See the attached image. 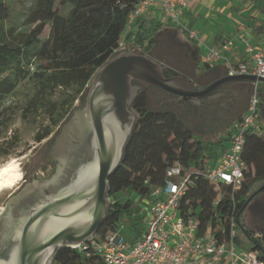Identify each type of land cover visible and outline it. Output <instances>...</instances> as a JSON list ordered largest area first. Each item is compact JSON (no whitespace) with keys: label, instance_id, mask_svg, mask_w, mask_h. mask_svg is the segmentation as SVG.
Returning a JSON list of instances; mask_svg holds the SVG:
<instances>
[{"label":"trees","instance_id":"trees-1","mask_svg":"<svg viewBox=\"0 0 264 264\" xmlns=\"http://www.w3.org/2000/svg\"><path fill=\"white\" fill-rule=\"evenodd\" d=\"M139 1L30 0L21 28L11 23V2L0 0V105L21 89L20 106L13 108L20 120L37 128L35 142L40 143L65 123L96 70L122 45L151 53L163 25L144 16L129 24V15ZM249 2L263 16L256 29L261 32L264 0ZM132 108L138 122L122 163L108 179L109 213L92 242L83 245L85 249H61L55 264H103L94 243L118 232V226L129 220L136 227L143 226L141 217L131 218L133 200L114 199L113 195L133 192L149 201L152 191L164 186L167 171L175 166L190 175L179 197L178 216L194 221L197 235L209 231L219 243L243 244L245 251L264 264V223L256 233L242 220L245 202L255 192L252 188L264 184V126L244 132L240 157L246 169L234 189L204 177L209 160L217 159L216 149L220 148V156L229 147L231 129L216 141H204L175 112L149 111L145 92L137 93ZM9 110L12 107H0V130H7L12 123L5 117ZM142 234L141 228L133 240L125 242L132 245Z\"/></svg>","mask_w":264,"mask_h":264},{"label":"water","instance_id":"water-1","mask_svg":"<svg viewBox=\"0 0 264 264\" xmlns=\"http://www.w3.org/2000/svg\"><path fill=\"white\" fill-rule=\"evenodd\" d=\"M166 67L151 54L119 53L96 70L86 96L89 158L76 168L67 185L21 218L8 255L0 259V264H55L61 249L94 237L111 207L108 179L122 163L137 126L138 115L132 108L137 95L133 83L181 98H202L229 84L264 83L262 77L224 74L206 88L194 91L190 80L166 77ZM262 190L264 184L249 196L244 207Z\"/></svg>","mask_w":264,"mask_h":264},{"label":"built area","instance_id":"built-area-1","mask_svg":"<svg viewBox=\"0 0 264 264\" xmlns=\"http://www.w3.org/2000/svg\"><path fill=\"white\" fill-rule=\"evenodd\" d=\"M188 4V0H140L129 15L128 22L130 24L136 17L148 18L150 8L158 9L170 19L178 21L180 11L187 8ZM187 35L189 40L199 43L195 32L191 31ZM239 38L249 47L243 35ZM230 45L231 41H227L222 49L227 50ZM247 49L249 59L238 64L231 63L214 48L209 50L205 61L209 66L222 61L226 74L231 77L253 75L264 78V51L255 53L252 48ZM259 119V99L253 89L246 111L232 124L229 147L212 166L205 167L204 177L208 181L230 185L234 189L241 184L246 169L240 157L243 135L250 128L259 130L262 126ZM189 182V174L183 173L177 166L170 168L164 186L152 191L148 206H143V225L146 230L139 240L129 245L118 232H114L103 241L93 244L102 256L103 264H217L221 259L231 264H262L250 252L237 258L231 242L219 243L209 231L197 235V224L192 220L184 221L176 214L179 197ZM168 242H171L170 246ZM84 244L71 248L82 251L85 249Z\"/></svg>","mask_w":264,"mask_h":264},{"label":"rangeland","instance_id":"rangeland-1","mask_svg":"<svg viewBox=\"0 0 264 264\" xmlns=\"http://www.w3.org/2000/svg\"><path fill=\"white\" fill-rule=\"evenodd\" d=\"M12 4L13 11H12V19L11 23H14L21 28L24 27L25 17L27 14V8L29 7L30 0H9ZM187 9V8H184ZM151 13V8L149 10V15ZM158 17L156 19V23L164 24L165 26H172L179 31H175L176 35L172 37L169 42L184 44L185 36L188 37L187 33L196 29L197 21L194 20L189 14L183 15L182 12L178 15V21L172 20L167 17L162 11L158 12ZM234 19H238L239 16H236V13L233 15ZM146 17V16H145ZM186 17V18H185ZM149 18V17H148ZM201 28H197L196 30L200 32ZM205 32L206 38L203 35L198 34V42H195V46L200 51V57L202 59V65H200V69H206L209 67V63L205 61V57L211 48H214L213 43L208 39L209 32L208 30H202ZM182 32V33H180ZM165 31V41L169 39L168 34ZM182 34V35H181ZM163 37V38H164ZM162 36L157 38L158 40L163 39ZM234 38V36H233ZM188 39V38H187ZM189 40V39H188ZM230 39L229 41H231ZM191 41V40H189ZM191 41V42H193ZM264 41V40H263ZM193 42V43H194ZM232 46V44L230 45ZM222 45L220 48H214L220 53L222 49ZM223 50V49H222ZM119 53H139V50L136 48H127L125 45L118 50L117 54ZM221 54V53H220ZM216 65V64H215ZM167 66V65H166ZM214 66V65H213ZM212 67V66H210ZM226 71V70H225ZM133 89L136 93L144 92L140 91L142 88L135 83L132 84ZM90 87V82L87 85L85 92L79 98L78 101L75 102L72 112L69 116L70 117H78L82 122L86 120V96ZM253 89L256 92V95L259 99V113L260 119L259 122L264 126V83H253ZM20 91L15 93L13 96L9 97L4 101L0 107L10 106L12 110L7 112L5 117H8L12 120V123L8 126L7 130H0V168L5 166L11 161H14L16 170L20 173V180L16 184V186L12 189H7L0 192V214H3L5 210V204L9 199L10 195L16 194L18 192V188L24 185V181L27 184H41L46 187H54V184L60 185L57 189H48L47 191H51V193H56L60 190L63 186L67 185L70 176L67 177V171L60 170L58 166V162H63V154L61 152L56 153L54 150V146L56 145V139L58 138L60 131L62 130V126L54 129L51 135L46 138L45 140L41 141L40 143L35 142L34 136L37 132V128L28 124L27 122H23L20 120L18 113L15 111L16 109L13 107L20 106L22 98L20 96ZM150 92V94H149ZM145 92L146 94V107L149 111H173L175 112L178 117L185 123L186 126L189 127L190 130L193 131L196 135L201 137L204 141H216L220 137L227 135V131L231 129V124L235 122V120L244 114V111L240 112V116L232 118L233 116L224 117L225 108L220 102H215L213 98L215 97L214 92L210 93L209 95L201 98L202 100L197 101L195 105H185L184 107L181 105L180 107H175L173 105H168L167 103H163V98L160 93L157 91H149ZM148 95L149 99L148 100ZM153 96V97H152ZM2 109V108H1ZM15 111V113H14ZM233 119V121H232ZM231 123V124H230ZM217 148L214 156L219 157V150ZM6 150H9L8 154H5ZM214 160L210 159L209 163L206 167H210L213 164ZM67 177V178H66ZM261 184H257L252 188V192L255 191L257 188L260 187ZM53 186V187H52ZM129 198L134 202V212L133 216L131 217L134 219L135 217H141V221H143V216L145 215V207L148 206V200L143 197H139L136 193L133 192H122L118 194H114L112 198L120 199V198ZM177 214V213H176ZM175 214V216H176ZM178 215V214H177ZM2 216H0L1 218ZM22 218V217H21ZM19 219L16 226L17 228L20 226L22 219ZM242 218L244 219L247 227L252 230L253 232H259L264 223V192L260 193L259 195L255 196L245 208ZM142 233L145 232L144 225L141 226ZM140 227H136L133 225V221L129 220L125 223H121L117 231L123 237L125 241H131L136 234L140 233ZM16 233V232H15ZM13 233V235H16ZM133 240V239H132ZM171 245V242H168V246ZM233 251L237 252L238 254L241 253L243 250V256L246 254L245 246L235 245L232 244ZM224 259H221L220 262L217 264H224L222 263Z\"/></svg>","mask_w":264,"mask_h":264},{"label":"flooded vegetation","instance_id":"flooded-vegetation-1","mask_svg":"<svg viewBox=\"0 0 264 264\" xmlns=\"http://www.w3.org/2000/svg\"><path fill=\"white\" fill-rule=\"evenodd\" d=\"M168 36L169 39L166 41L165 38L162 40L157 39L155 50L153 49L154 51L152 50L150 53L157 61L167 65L164 69V75L166 77L181 76L193 83L192 87L194 91H199L223 76V73L215 75L210 71V66L201 70L196 64V60L192 58L195 53L194 50L191 49L189 51L179 43H174V41L169 42L172 37L171 35ZM135 84H137L139 88H142L140 91L146 93L150 90L157 91L161 94L163 103L175 107H180L181 105L183 107L185 105H195L197 101L202 100L199 97L181 98L157 88H146L138 83ZM252 87L253 86L249 83L225 85L220 89L213 91L215 94L213 100H215V102H220L223 109L225 108V114H223L224 117L233 116L232 118L234 119L235 117L237 118V116H240V112L246 110L252 94ZM147 98L150 100L149 95ZM238 119L239 117L235 122H237ZM61 126L63 128L56 139L54 150L56 153L58 152V154L62 150L61 153L63 154L64 159L63 162H58L57 160L56 162L58 163L61 172L67 171V177H72L75 175L76 168L84 162V160L89 158L90 147L87 142L89 139V130L86 121L82 122L80 118L76 116L70 117V119H67ZM53 186L52 189H57L60 185L54 184ZM18 189L19 190L16 194L9 196V199L5 204V210L3 211V214H0V216H2L0 218V259H3L5 255H8L9 248L11 247L10 243L12 244L13 241L12 236L13 233H15L19 219L26 216L27 212L32 210L38 203L42 202L43 199L51 194V191H47L48 189H51V187H46L39 183L27 184L24 181V185L20 186Z\"/></svg>","mask_w":264,"mask_h":264},{"label":"crops","instance_id":"crops-1","mask_svg":"<svg viewBox=\"0 0 264 264\" xmlns=\"http://www.w3.org/2000/svg\"><path fill=\"white\" fill-rule=\"evenodd\" d=\"M188 2L187 9H182L180 12H182L183 15L189 14L197 21L196 29L201 28L202 30H208L211 32L209 33L210 36H208V39L213 43L211 46L214 48H220L221 45L223 46L227 41L232 39V46L227 50H220L221 56L229 60L231 63L238 64L247 61L250 57L247 48H252L255 53L264 51V30L261 32L256 31L259 24L258 20L262 19L263 16L261 13L255 11L249 0H188ZM158 12H160L158 9L152 8L148 19L156 21L159 15ZM235 13L236 16H239L238 19H234L233 15ZM162 25L163 27L158 33L157 38L160 36L163 38L165 36V31L167 32L166 34L171 35L172 37L176 35L175 31H179L172 26L169 27L164 24ZM196 29H194L195 32L203 35L204 38L207 37L205 35L206 33L202 32L201 29L199 30L200 32ZM240 35H243L246 38L249 47H247L245 42L239 38ZM182 45L189 51L191 49L194 50L195 53L192 58L196 60V64L200 67V65L203 64L200 57L201 50H198L194 43L189 41L186 36L184 44ZM153 49L155 50V45ZM210 71L215 75L218 73H223V75L226 74L222 61L212 66ZM242 220L244 219L242 218ZM243 222L246 225L245 221ZM243 251L239 254L234 251V254L237 258H241L243 257ZM245 252L247 254V251ZM236 261H238V259H236ZM222 263L231 264V262L226 259H224Z\"/></svg>","mask_w":264,"mask_h":264},{"label":"bare ground","instance_id":"bare-ground-1","mask_svg":"<svg viewBox=\"0 0 264 264\" xmlns=\"http://www.w3.org/2000/svg\"><path fill=\"white\" fill-rule=\"evenodd\" d=\"M20 173L16 170L14 161L0 168V192L12 189L20 180Z\"/></svg>","mask_w":264,"mask_h":264}]
</instances>
